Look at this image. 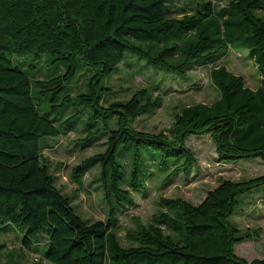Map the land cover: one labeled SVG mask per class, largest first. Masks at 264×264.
<instances>
[{
    "label": "trees",
    "instance_id": "trees-1",
    "mask_svg": "<svg viewBox=\"0 0 264 264\" xmlns=\"http://www.w3.org/2000/svg\"><path fill=\"white\" fill-rule=\"evenodd\" d=\"M230 49L245 50L256 62L257 87L214 64ZM129 50L185 77L197 64H211L219 97L178 105L166 131L136 127L163 104V95L157 84L125 98L113 87ZM45 54L64 71L32 77L22 66L26 56L41 61ZM77 128L85 133L82 146L104 140V149L72 170L85 189L86 171L98 166L104 219L77 212L44 151ZM203 133L220 161L264 159V0H0V225L25 228L17 247L0 244V264L18 262L25 248L33 260L23 257L21 264H264V257L237 253V243L257 238L260 229H243L233 218L242 194L261 186L264 194V173L222 178L198 203L161 197L149 221L137 216L136 226L125 229L127 243L119 235L120 217L146 191L154 165L166 170L164 182L188 177L197 155L187 140ZM144 145L160 152L156 161L145 160ZM120 146L122 155L131 154L128 162L119 158ZM43 236L48 246L38 257L31 247Z\"/></svg>",
    "mask_w": 264,
    "mask_h": 264
},
{
    "label": "rangeland",
    "instance_id": "rangeland-1",
    "mask_svg": "<svg viewBox=\"0 0 264 264\" xmlns=\"http://www.w3.org/2000/svg\"><path fill=\"white\" fill-rule=\"evenodd\" d=\"M49 56V54H45L41 61L32 59V56H26L25 65L22 66L29 70L32 77L34 75H48L57 70L64 71L65 65L58 68L49 65L46 61ZM31 63L36 65L30 66ZM214 64H225L231 71L244 75L247 84L253 88L260 84L262 75L256 62L245 50L230 49ZM210 67L211 64L207 63L197 64L189 70L188 77L180 76L175 72L155 67L146 59L140 58L136 53L129 50L120 64L119 74L114 75L113 87L120 88V96L125 98L135 88L157 84L155 92L163 95V104L154 113L141 116L136 127L155 132L166 131L174 123L175 112L179 109L178 105L194 102L211 103L219 97L220 91L210 79ZM80 78V74H77L73 81L76 82ZM71 85L68 84V87ZM84 134L78 128L74 129L60 137L58 141H52L53 146L46 147L44 151L52 161V167L58 176L59 184L66 192L73 195L77 212L92 220L104 219L106 206L102 200L103 189L101 186L96 189V181L94 180L98 166H91L86 171L85 189H80L72 177V170L75 165L85 157L105 147L103 139L82 146L78 141L79 137ZM104 137L106 139V136ZM187 141L196 152V166L188 177L179 173L171 181L164 182L161 173L165 175L166 170L158 168L156 164L154 165V171L149 176L148 187L145 189L148 191L147 194L146 191L139 190V194H135L137 202L135 207L120 217L123 228L119 230V235L124 243L129 241L126 239L125 229L136 226L135 217L137 216L143 222L149 221L161 207V197L179 196L193 203H198L205 197L207 190L217 186L222 178L237 180L264 173V159L259 156L220 161L215 142L209 133L190 134ZM143 148L145 151L147 148L149 149L145 152V160L156 161L159 158L160 152L157 149L151 151L149 145H144ZM118 156L126 162L131 158L130 153L129 157L127 154L122 155L121 146ZM240 198L241 202L236 209L238 213L236 215L234 213L233 218L243 229L248 226L259 228L260 235L257 238H250L237 243L236 251L248 259L264 257V194L262 186L242 194ZM24 233L25 228L22 226L13 223L6 227L0 225V244L7 243L8 247H17ZM47 246L48 239L43 236L38 241L33 242L31 248L33 251H37L39 257L44 256ZM2 247L0 245V248ZM23 257L27 263L33 260L32 254H29V249L26 248ZM23 257L20 256L18 262L11 264H21Z\"/></svg>",
    "mask_w": 264,
    "mask_h": 264
}]
</instances>
